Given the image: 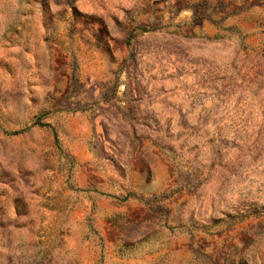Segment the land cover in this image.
Here are the masks:
<instances>
[{
  "label": "rangeland",
  "instance_id": "obj_1",
  "mask_svg": "<svg viewBox=\"0 0 264 264\" xmlns=\"http://www.w3.org/2000/svg\"><path fill=\"white\" fill-rule=\"evenodd\" d=\"M0 264H264V0H0Z\"/></svg>",
  "mask_w": 264,
  "mask_h": 264
},
{
  "label": "trees",
  "instance_id": "obj_2",
  "mask_svg": "<svg viewBox=\"0 0 264 264\" xmlns=\"http://www.w3.org/2000/svg\"><path fill=\"white\" fill-rule=\"evenodd\" d=\"M40 126H43V125H40Z\"/></svg>",
  "mask_w": 264,
  "mask_h": 264
}]
</instances>
